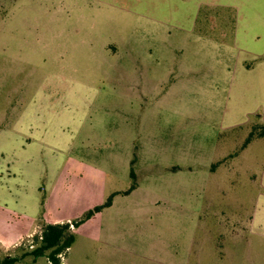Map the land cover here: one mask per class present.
Returning a JSON list of instances; mask_svg holds the SVG:
<instances>
[{"label":"rangeland","instance_id":"1","mask_svg":"<svg viewBox=\"0 0 264 264\" xmlns=\"http://www.w3.org/2000/svg\"><path fill=\"white\" fill-rule=\"evenodd\" d=\"M45 219L58 264H264V0H0V264Z\"/></svg>","mask_w":264,"mask_h":264},{"label":"trees","instance_id":"2","mask_svg":"<svg viewBox=\"0 0 264 264\" xmlns=\"http://www.w3.org/2000/svg\"><path fill=\"white\" fill-rule=\"evenodd\" d=\"M252 141V135H250L245 141L244 146L248 145ZM131 178L134 181V185L131 190L136 188V174L132 170L130 173ZM112 203V196L107 199V201L99 207H96L94 211H90L87 215L86 220L92 218L96 213L100 212L103 208L109 207ZM85 220H80L74 223H65L62 225H47L44 227L42 233V245L35 251L37 256L42 255L44 251L51 250V258L55 264H58V255L66 251L72 246L75 241L74 233L69 234L68 231L71 226L78 228L81 226Z\"/></svg>","mask_w":264,"mask_h":264},{"label":"crops","instance_id":"3","mask_svg":"<svg viewBox=\"0 0 264 264\" xmlns=\"http://www.w3.org/2000/svg\"><path fill=\"white\" fill-rule=\"evenodd\" d=\"M250 132H251V131H250ZM250 132H249V134H250ZM261 138H263V137H261ZM253 141H255V140H252L248 145L243 146L242 151L248 150V148L252 145ZM23 148H24V146H23ZM202 167H204V166L201 165V168H202ZM206 168H207V167H206ZM203 187H204V186H203ZM217 190H218V185L214 182L211 191H209V194H210L211 196H214V195L217 194V192H218ZM203 192H204V189H203ZM205 192H206V191H205ZM205 192H204V193H205ZM211 199H212V198H211ZM65 223H71V222H69V221H66V222H65V221H63V220H61V219H57V220H53V221H50V220H46V219H45L43 225H37V226H34L32 230H30V231L27 232V234L25 235V237H29V236L33 235V234L36 232V229H37L38 227H43V228H44V227H46L47 225H62V224H65ZM79 227H80V226H79ZM79 227H78V228H75L74 235H76V232L78 231ZM23 238H24V236L9 240V241L6 243L5 250H9V249H11V248H16V247L18 246V243H19ZM75 241H76V239H75ZM74 243H75V242H74ZM72 245H75V244H72ZM67 250H68V254H67V256H68V255L70 254V252L73 250V247L71 246V247L68 248ZM67 250H66V251H67ZM65 262H68V258H65Z\"/></svg>","mask_w":264,"mask_h":264},{"label":"built area","instance_id":"4","mask_svg":"<svg viewBox=\"0 0 264 264\" xmlns=\"http://www.w3.org/2000/svg\"><path fill=\"white\" fill-rule=\"evenodd\" d=\"M60 257H62V255H60Z\"/></svg>","mask_w":264,"mask_h":264}]
</instances>
